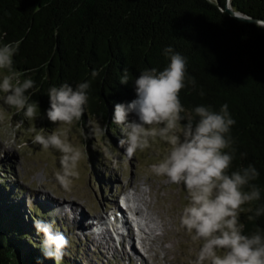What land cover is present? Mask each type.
<instances>
[{
    "label": "trees",
    "instance_id": "16d2710c",
    "mask_svg": "<svg viewBox=\"0 0 264 264\" xmlns=\"http://www.w3.org/2000/svg\"><path fill=\"white\" fill-rule=\"evenodd\" d=\"M226 5L264 21V0H0V44L19 41L14 68L21 81H34L26 94L38 101L42 116L51 87L90 81L78 122L87 138L89 119L115 123L114 106L135 99L133 83L142 71L168 65L163 50L171 46L196 80L195 88L180 92L185 109L228 105L236 149L230 171L257 169L255 208L264 205V27L230 16ZM125 69L129 82L120 84ZM6 186L0 184V264H51L41 246L25 240L34 233L35 214L23 215L18 202L2 204ZM250 214H241L244 234L264 233V215L249 221Z\"/></svg>",
    "mask_w": 264,
    "mask_h": 264
},
{
    "label": "clouds",
    "instance_id": "9594fccd",
    "mask_svg": "<svg viewBox=\"0 0 264 264\" xmlns=\"http://www.w3.org/2000/svg\"><path fill=\"white\" fill-rule=\"evenodd\" d=\"M18 48L19 41L0 44V73H3L0 93L4 94L0 101L22 112L30 122L28 131L34 134L33 144L45 151L61 153L56 179L64 189L70 190L73 177L78 174L74 170L87 153L83 146L76 147L69 141V133L83 118L90 81L75 87L67 83L51 87L49 107L42 116L38 101L26 94L34 88V81L30 78L21 81L22 73L14 68ZM163 51L169 58L168 65L159 71L156 68L142 71L134 79L135 99L114 106V121L123 132L118 143L126 146L129 159L137 151L150 148L153 142L168 146L162 158L150 167L156 176L183 186L187 192L188 203L182 210L180 227L193 240L202 241L191 264H264V233L257 229L251 235L244 234L245 225L240 219L244 213H251L247 216L249 221L264 215V205L252 207L261 199V189L253 183L259 172L252 165L230 171L236 149L230 135L235 121L228 105H222L219 111L201 105L188 112L181 103L180 92L188 85L195 88L196 80L188 75L185 57L171 46ZM91 75L96 77L98 72L93 70ZM128 82L125 69L120 84ZM200 95H204L203 90ZM43 118L57 128L51 133L43 127L37 128L35 122ZM17 123L23 126L24 120ZM93 133L104 135L106 128L95 122ZM105 152L115 163L118 153L110 151V142ZM64 207L71 213L70 205ZM33 224L36 233L42 236L45 259L63 264L72 246L69 238L54 230V221L36 218Z\"/></svg>",
    "mask_w": 264,
    "mask_h": 264
},
{
    "label": "rangeland",
    "instance_id": "374dc122",
    "mask_svg": "<svg viewBox=\"0 0 264 264\" xmlns=\"http://www.w3.org/2000/svg\"><path fill=\"white\" fill-rule=\"evenodd\" d=\"M2 75L3 73H0V76ZM3 95L0 93V96ZM0 109H3L0 110V184L7 185L2 204L7 208L18 202L22 208H18V211H22L23 215L34 213L35 219L54 221V230L63 232L72 245L67 250L63 264H140L134 260L133 263L130 262L124 255L128 254L124 250L133 248V242L134 249L144 259L143 262L140 257L141 264H191V261L196 258L202 241L193 240L191 235L180 227V216L188 203L186 190L183 186L167 183L164 177L156 176L150 167L153 163H157L167 151L166 144L153 142L150 148L143 152L137 151L129 159L126 146L121 147L118 143L123 138L122 129L118 124L109 125L103 120L90 118L91 133L87 138L77 122L69 133V141L76 147L83 146L87 157L79 162L74 170L78 174L73 177L70 190H66L56 179V172L61 167L59 163L61 153L54 150H42L39 145L32 143L34 134L28 131L30 122L22 112L4 105L2 101H0ZM21 120H24V124L18 126L17 122ZM45 121L43 124L37 120L35 122L37 128L43 127L47 133L57 128V125L51 124L47 119ZM95 122H99L106 128V134L94 135ZM109 142L110 151L118 153L115 156V163L113 158L105 152ZM135 185L146 190L149 187L148 200L152 203V212L149 216L160 227L165 224L166 234L171 242L164 245L161 241L155 242L153 252L150 253H144L134 238L143 234L140 228L138 232L135 227H132L134 241L129 239L130 242H127L125 239L122 241L121 236L114 233L111 226H108V238L112 249L104 247L103 250L102 246L97 247L95 243L90 242L91 235L88 238L79 235L81 233L74 227V220H71L67 208L64 207L67 212L63 213V211H56L53 206L57 202L72 203L71 208L78 206V210L83 211L82 214L88 218V224L89 220L95 223L99 216L106 218V214L108 216L113 209H117V198L121 194L132 192ZM15 206L17 208V204ZM73 211H75L74 208H72ZM124 214L130 219L129 212L124 210ZM159 217L163 220L162 222ZM33 220L29 228L30 232L33 230L34 233L33 235L31 233L29 237L25 236V240L40 247L42 236L36 233ZM142 222L139 221V224ZM162 231L163 229H160L156 233L160 234ZM165 247L171 248L170 255L165 256L162 250ZM51 261V264H55L54 260Z\"/></svg>",
    "mask_w": 264,
    "mask_h": 264
},
{
    "label": "bare ground",
    "instance_id": "6f19581e",
    "mask_svg": "<svg viewBox=\"0 0 264 264\" xmlns=\"http://www.w3.org/2000/svg\"><path fill=\"white\" fill-rule=\"evenodd\" d=\"M138 187H139L138 185H135L132 188V192L125 193L126 194V199H125V205L126 206L125 207H124V204L121 205V207H120V203L117 202V205H116L117 209L116 208L113 209L110 213V217H113V221H114L111 224H113L112 228L115 232H117L116 234L117 235L119 234L121 236L122 241L125 239L127 242L128 241L130 242L129 239H131V241L132 240L134 241V238H135L138 242V245L140 246V249L143 250L144 253H150V252H153V245L155 242L157 243V242L161 241L163 245L165 243L170 244L171 242H170V238L167 237L168 235L166 234L165 224H163L160 227L158 224H156V222H154L153 218H151V216H149V213L152 212V210H151L152 203H150L148 200V197H150L149 187H148V190L143 189L142 187L141 188H138ZM65 204H68V203L59 204L57 202V204H54L53 206H54V209L56 211L59 210L61 212L63 211V213H64V211L65 212L68 211V209H67V211L64 210ZM68 205H70V207H71L73 204L70 203ZM122 206L124 207V209L126 211H130L133 214V216H134L133 220L136 221L137 227L140 228L141 233H143L139 237L135 236L133 238V236H132V230H133L132 227L133 226L131 225L132 220L129 219L128 217H126V214H124V211H122L123 210ZM77 207L76 206L72 207V208H74L75 211L72 212V208H71V213H69V214L76 216L75 219H71V220L72 221L74 220V227L77 228L78 232L81 233V235H83V236H87V238L89 237V235H91V239L89 238L90 242L95 243L97 247L102 246L101 248L103 250H104V247L107 249H109V248L112 249L110 246V243H109L108 231L105 230V232L102 233V235L98 238L94 237V235L92 233V227H93L92 224L87 223L88 218L86 216H84V214H82L83 211L82 210L79 211ZM76 208H77V211H76ZM105 216L108 217L107 214ZM98 218L100 221H103V222L105 220V218L101 217V216H99ZM139 221L140 222L143 221V222L139 224ZM162 221L163 220L161 219V222ZM144 223H145L146 228L144 227ZM160 229H163V231L160 234H157L156 231H158ZM122 244H123V242L121 243V246L123 247ZM162 250L165 252V256L168 254L169 255L171 254V248L170 247L162 248ZM124 251L128 252V254L125 253L124 255L126 256L127 259H129L130 262H132L134 260V261L140 262V264H141L142 261L139 259H140V257L142 258V256H140V253L138 254V252H136V249H134V242H133V248L130 247L129 250H124ZM122 253H123V251H122ZM155 259H156V255H155ZM165 260H168V259H165ZM143 262H144V259H143Z\"/></svg>",
    "mask_w": 264,
    "mask_h": 264
},
{
    "label": "water",
    "instance_id": "95a60500",
    "mask_svg": "<svg viewBox=\"0 0 264 264\" xmlns=\"http://www.w3.org/2000/svg\"><path fill=\"white\" fill-rule=\"evenodd\" d=\"M224 11L227 12L230 16L237 18L239 21H246V22H249V23H255V24H259L262 27H264V21L251 19L249 17L244 16L241 13H236L230 8L229 5H226Z\"/></svg>",
    "mask_w": 264,
    "mask_h": 264
}]
</instances>
